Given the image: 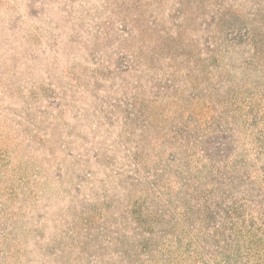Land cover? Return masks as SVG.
I'll use <instances>...</instances> for the list:
<instances>
[{
    "label": "trees",
    "instance_id": "16d2710c",
    "mask_svg": "<svg viewBox=\"0 0 264 264\" xmlns=\"http://www.w3.org/2000/svg\"><path fill=\"white\" fill-rule=\"evenodd\" d=\"M127 4L114 48L90 54L124 155L64 145V157L103 164L98 186L83 193V166L65 188L70 264H264V0ZM61 158L36 173L38 201ZM1 243L0 264H19L26 244Z\"/></svg>",
    "mask_w": 264,
    "mask_h": 264
},
{
    "label": "rangeland",
    "instance_id": "374dc122",
    "mask_svg": "<svg viewBox=\"0 0 264 264\" xmlns=\"http://www.w3.org/2000/svg\"><path fill=\"white\" fill-rule=\"evenodd\" d=\"M129 7L127 0H0V251L10 248L3 239L22 240L19 264H70L79 256L67 247L73 208L66 210L72 191L67 196L65 188L85 170L91 176L82 180L83 193L98 186L103 164L64 157V145L71 155H124L119 125L107 122L91 90L90 54L114 48L118 12ZM46 96L60 97L58 106H47ZM48 155L62 156V173L48 175L38 201L36 173L47 174Z\"/></svg>",
    "mask_w": 264,
    "mask_h": 264
}]
</instances>
